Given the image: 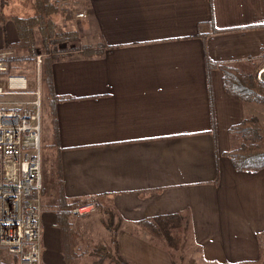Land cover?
I'll list each match as a JSON object with an SVG mask.
<instances>
[{
	"label": "crops",
	"instance_id": "obj_1",
	"mask_svg": "<svg viewBox=\"0 0 264 264\" xmlns=\"http://www.w3.org/2000/svg\"><path fill=\"white\" fill-rule=\"evenodd\" d=\"M73 3L84 50L54 54L50 91L43 84L41 161L53 206L42 215V264H67L54 207L60 179L72 204L98 203L80 226L91 245L78 236L70 264H117L100 259V245L127 264L256 260L264 169L236 172L224 154L241 144L229 129L262 107L227 94L206 63L252 73L264 60V0ZM159 217H171L168 240L140 226Z\"/></svg>",
	"mask_w": 264,
	"mask_h": 264
},
{
	"label": "built area",
	"instance_id": "obj_2",
	"mask_svg": "<svg viewBox=\"0 0 264 264\" xmlns=\"http://www.w3.org/2000/svg\"><path fill=\"white\" fill-rule=\"evenodd\" d=\"M83 17V12L76 15ZM61 52L60 54H62ZM14 52H0V97L30 95L21 111L0 109V247L18 264H41L42 215L40 189V68L44 55L35 56L36 87L25 76L12 74L7 61ZM98 212L89 198L71 209L74 218Z\"/></svg>",
	"mask_w": 264,
	"mask_h": 264
},
{
	"label": "trees",
	"instance_id": "obj_3",
	"mask_svg": "<svg viewBox=\"0 0 264 264\" xmlns=\"http://www.w3.org/2000/svg\"><path fill=\"white\" fill-rule=\"evenodd\" d=\"M34 14L25 19H14L13 24L17 32V42L8 45V47L17 52H28L33 41L34 31L37 30L42 42L47 38H58L60 34L55 33L56 16L66 24L72 20V12L67 10L58 0H34ZM68 38L75 40V33H69ZM207 69H218L222 74V86L224 91L240 99L243 102L253 103L264 107V83L257 80L255 74L244 73L238 68L230 65H217L207 62ZM44 87L50 91L51 80L49 75V60L43 65ZM230 135H237L241 139V144L226 152L224 156L228 157L234 170L240 173L254 174L264 169V145L261 143L264 130L256 116H250L241 123L231 127L228 131ZM60 175V174H59ZM58 177L60 178V176ZM61 179L56 185L54 207L56 208V222L60 229L62 240V256L66 263L73 261L74 255L69 253L74 247L78 235L71 223V209L76 205L68 201L63 195L61 189ZM171 217L147 219L140 222V226L156 237H166L168 240V229L164 224H168ZM108 229H111L108 226ZM113 233V232H112ZM114 247V243L111 244ZM108 247L100 245L96 247V252L100 259H111L117 264H127L120 256L111 257L108 254Z\"/></svg>",
	"mask_w": 264,
	"mask_h": 264
},
{
	"label": "rangeland",
	"instance_id": "obj_4",
	"mask_svg": "<svg viewBox=\"0 0 264 264\" xmlns=\"http://www.w3.org/2000/svg\"><path fill=\"white\" fill-rule=\"evenodd\" d=\"M33 1L34 0H0V52H5L7 50H11L14 52V55L7 60L9 62L10 72L15 75L25 76L28 79L29 89H31V91L34 90V88L36 87V79H37L36 74L38 73L36 70L34 58L36 55H44L43 64L40 68V106H41V118H42V113L44 112L45 101H46L45 93H43V83H42L44 62L46 60H49L54 54H60L61 52H63L61 54L62 56H68L72 51H77V53H80L82 52V50H84V48H81L84 47L83 45L84 43L81 41V36L79 34V31L76 32L75 24L77 22L74 21L72 23L65 24L61 20V18L56 16L54 20L56 21L55 33L60 34L58 38H55L54 36L51 38H47V41L42 42V39L39 36L38 31L35 30L33 41L31 43L32 45L28 52H17L11 47L9 48L8 45L17 42L18 40L12 24L13 20L25 19L31 17L34 14L33 6H32ZM58 1H60L63 4V6L69 11H74L77 8L79 9L81 8V6L74 5L73 3L74 0H58ZM80 12H83V17L82 18L76 17V15L79 14ZM74 17L78 21L88 20L87 19L88 14L84 10L82 11L79 10L78 12H76ZM71 32L77 33L75 40H70L68 38L67 35ZM252 73L255 74L257 80L264 83V60L261 63L259 62V65L257 67L253 68ZM30 100H32V96L27 94L1 96L0 109L21 111L23 108H25L24 103ZM261 107L262 106H260V108ZM256 117L258 118L260 125L264 130V107L258 110ZM261 143L264 145V133ZM41 150H42V145L40 141V161L42 157ZM45 173L46 172L43 170V163L41 161L40 162V176H41L40 203L44 209V214L45 213L47 214V212H50L51 210L50 208H52L53 206V198L52 195L51 196L49 195V191H48V187H50V184L47 185L52 180L50 178L47 179V176L45 177ZM46 218L49 219L48 216ZM83 220L84 221L87 220V217H83V218L72 217L71 223L73 227H77L75 229L79 238L81 237L82 239L80 240L82 242H87V244L89 245L90 243H88V240L90 239L89 236L91 235L86 227L84 230L82 227H80L83 226L84 224ZM258 243H259L258 246L260 248V253H259V257L256 260L244 261L242 263L232 262L231 264H264V232L258 235ZM46 245L49 244L47 243ZM92 250L93 249L91 248L89 251ZM86 255L88 256L89 253H87ZM0 264H18V263L14 256H11L6 252L5 248L0 247ZM223 264H229V263L225 262Z\"/></svg>",
	"mask_w": 264,
	"mask_h": 264
}]
</instances>
